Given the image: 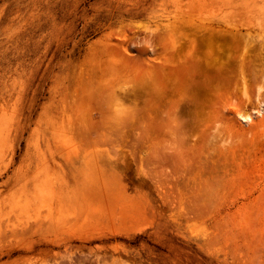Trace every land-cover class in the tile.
I'll list each match as a JSON object with an SVG mask.
<instances>
[{
	"label": "rangeland",
	"instance_id": "374dc122",
	"mask_svg": "<svg viewBox=\"0 0 264 264\" xmlns=\"http://www.w3.org/2000/svg\"><path fill=\"white\" fill-rule=\"evenodd\" d=\"M0 264H264V0H0Z\"/></svg>",
	"mask_w": 264,
	"mask_h": 264
},
{
	"label": "bare ground",
	"instance_id": "6f19581e",
	"mask_svg": "<svg viewBox=\"0 0 264 264\" xmlns=\"http://www.w3.org/2000/svg\"><path fill=\"white\" fill-rule=\"evenodd\" d=\"M238 117L241 121H245V122H251L252 121V115L250 113H242V114L240 113V114H238Z\"/></svg>",
	"mask_w": 264,
	"mask_h": 264
}]
</instances>
